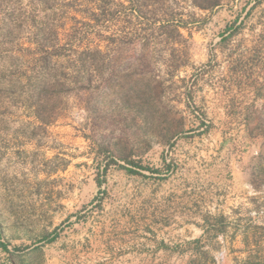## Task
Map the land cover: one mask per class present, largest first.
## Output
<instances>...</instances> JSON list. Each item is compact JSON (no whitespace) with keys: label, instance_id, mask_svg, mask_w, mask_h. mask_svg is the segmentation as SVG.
I'll return each mask as SVG.
<instances>
[{"label":"rangeland","instance_id":"374dc122","mask_svg":"<svg viewBox=\"0 0 264 264\" xmlns=\"http://www.w3.org/2000/svg\"><path fill=\"white\" fill-rule=\"evenodd\" d=\"M0 264H264V0H0Z\"/></svg>","mask_w":264,"mask_h":264},{"label":"trees","instance_id":"16d2710c","mask_svg":"<svg viewBox=\"0 0 264 264\" xmlns=\"http://www.w3.org/2000/svg\"><path fill=\"white\" fill-rule=\"evenodd\" d=\"M45 84H46V83H45ZM45 84H44V85H45ZM99 183H100V182H99Z\"/></svg>","mask_w":264,"mask_h":264}]
</instances>
